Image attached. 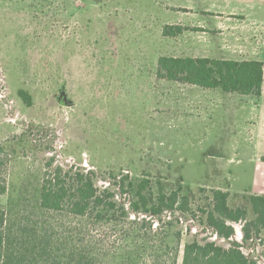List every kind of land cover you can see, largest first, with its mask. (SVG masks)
I'll return each instance as SVG.
<instances>
[{"label":"rangeland","instance_id":"rangeland-1","mask_svg":"<svg viewBox=\"0 0 264 264\" xmlns=\"http://www.w3.org/2000/svg\"><path fill=\"white\" fill-rule=\"evenodd\" d=\"M203 1L0 0V191L21 194L32 221L52 157L53 167L181 186L197 202L200 189L228 191L232 207L264 195L263 94L157 76L161 57L264 62V7L246 17ZM166 26L185 30L166 37ZM261 237L251 252L264 259ZM107 242L122 245L117 234Z\"/></svg>","mask_w":264,"mask_h":264},{"label":"trees","instance_id":"trees-1","mask_svg":"<svg viewBox=\"0 0 264 264\" xmlns=\"http://www.w3.org/2000/svg\"><path fill=\"white\" fill-rule=\"evenodd\" d=\"M184 30L166 26L163 33L176 37ZM157 76L260 99L264 62L161 57ZM19 96L32 104L27 92ZM54 162V157L47 161L36 193L37 221L21 208V194L1 189L7 199L0 204V264H178L185 232L181 264H264L251 252L264 232V195H245L246 205L232 207L228 191L200 189L197 202L181 186L171 189L162 181L154 186L148 177L124 173L100 176L74 166L53 167ZM99 179L105 184L98 186ZM49 215L58 219L51 222ZM115 234L119 247L107 242Z\"/></svg>","mask_w":264,"mask_h":264},{"label":"crops","instance_id":"crops-1","mask_svg":"<svg viewBox=\"0 0 264 264\" xmlns=\"http://www.w3.org/2000/svg\"><path fill=\"white\" fill-rule=\"evenodd\" d=\"M203 2L212 4L220 3L226 7L225 10L229 12V14L237 10H239L240 13L244 11L246 17L252 16L253 11H257L264 7V0H204Z\"/></svg>","mask_w":264,"mask_h":264},{"label":"built area","instance_id":"built-area-1","mask_svg":"<svg viewBox=\"0 0 264 264\" xmlns=\"http://www.w3.org/2000/svg\"><path fill=\"white\" fill-rule=\"evenodd\" d=\"M238 235H237V239L240 241L241 239H242V236H241V232H240V230H239V228H238Z\"/></svg>","mask_w":264,"mask_h":264}]
</instances>
